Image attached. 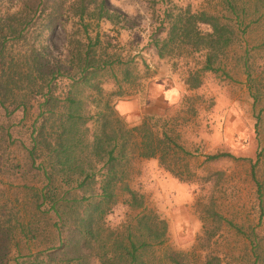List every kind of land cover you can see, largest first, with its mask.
I'll list each match as a JSON object with an SVG mask.
<instances>
[{
  "label": "trees",
  "instance_id": "trees-1",
  "mask_svg": "<svg viewBox=\"0 0 264 264\" xmlns=\"http://www.w3.org/2000/svg\"><path fill=\"white\" fill-rule=\"evenodd\" d=\"M221 2L224 12L165 10L153 38L160 59L184 61V85L190 90L202 86L205 73L219 72L220 57L247 33L241 19L245 11L237 1ZM88 19L113 25L122 21L105 0H19L16 6L0 0V264H154L151 257L166 242L169 226L125 184L129 149L157 159L181 181L196 176L189 166L173 167L179 153L192 154L178 143L158 102L149 101L142 123L134 127L114 111L110 100L130 96L128 88L138 80L136 63L116 52L113 37L91 36ZM55 28L66 33V60L54 56L47 38ZM107 82L114 89L106 94ZM102 95L105 107L92 116L87 99L96 102ZM94 119L91 134L88 123ZM225 158L234 159L219 153L207 155L204 163ZM258 160L252 165L254 181ZM119 186L126 194L123 204L143 211L111 229L106 220L121 203ZM201 218L205 238L196 264L228 262L227 251H213L223 228L246 241L240 263L264 264L258 227L248 231L236 225L214 203ZM170 261L195 264L187 254Z\"/></svg>",
  "mask_w": 264,
  "mask_h": 264
},
{
  "label": "rangeland",
  "instance_id": "rangeland-1",
  "mask_svg": "<svg viewBox=\"0 0 264 264\" xmlns=\"http://www.w3.org/2000/svg\"><path fill=\"white\" fill-rule=\"evenodd\" d=\"M3 1L11 6L19 2ZM105 1L122 21L113 25L88 19L90 35L113 37L116 52L134 59L138 75L137 82L128 88L130 96L113 98L110 104L117 114H126L125 122L134 127L142 123L149 101L158 102L157 107L162 108L177 133L178 143L192 154L189 157L179 153L173 167L183 170L189 166L196 174L191 182L181 181L157 159L139 157L132 152L134 146L129 149V177L125 184L143 196L145 206L169 226L168 238L156 247L152 262L172 264L171 256L187 254L195 263L200 255V241L205 238L201 215L211 203L236 225L248 231L259 228L264 258V0H236L245 11L241 19L248 26L247 33L220 57L219 72L205 73L202 86L195 90L184 85L188 68L184 61L160 59L152 41L162 25L165 10L191 7L192 11L224 12L221 0ZM47 38L53 45L54 56L66 60L69 55L66 33L55 28L47 33ZM103 87L106 94L114 89L111 82ZM106 100V95L96 97V102L88 98V112L94 116L102 111ZM88 127L92 134L95 119ZM137 141L140 143V139ZM219 153L230 154L234 159L204 163L207 155ZM257 160L254 181L252 165ZM257 183L261 186L260 193ZM123 188L119 186L117 191L121 203L106 220L111 229L128 224L143 211H133L123 204L126 199ZM223 232L222 238L213 240H216L213 251L225 250L231 255L223 264H245L238 261L248 249L245 239L232 229L223 228Z\"/></svg>",
  "mask_w": 264,
  "mask_h": 264
},
{
  "label": "crops",
  "instance_id": "crops-1",
  "mask_svg": "<svg viewBox=\"0 0 264 264\" xmlns=\"http://www.w3.org/2000/svg\"><path fill=\"white\" fill-rule=\"evenodd\" d=\"M123 114V113H122ZM124 115H126V114H124Z\"/></svg>",
  "mask_w": 264,
  "mask_h": 264
}]
</instances>
